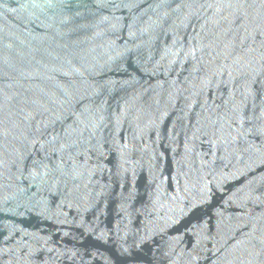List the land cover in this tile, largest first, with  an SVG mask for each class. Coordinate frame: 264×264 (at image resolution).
<instances>
[{
    "label": "water",
    "instance_id": "1",
    "mask_svg": "<svg viewBox=\"0 0 264 264\" xmlns=\"http://www.w3.org/2000/svg\"><path fill=\"white\" fill-rule=\"evenodd\" d=\"M0 264H264V0H0Z\"/></svg>",
    "mask_w": 264,
    "mask_h": 264
}]
</instances>
